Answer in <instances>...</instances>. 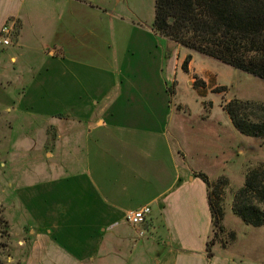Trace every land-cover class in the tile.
<instances>
[{"label":"crops","instance_id":"crops-1","mask_svg":"<svg viewBox=\"0 0 264 264\" xmlns=\"http://www.w3.org/2000/svg\"><path fill=\"white\" fill-rule=\"evenodd\" d=\"M113 2L121 0H0V29L17 23L0 48L2 112L39 118L41 169L55 174L52 161L61 158L70 170L11 193L9 215L29 229L23 264H115L111 257L125 251V264H259L218 244L207 255L208 186L194 175L201 167L182 134L197 128L218 141L229 126L214 102L192 108L175 100L182 79H202L203 91L221 86L214 67L153 23L135 25L132 7ZM144 205L152 209L145 223L126 220Z\"/></svg>","mask_w":264,"mask_h":264},{"label":"rangeland","instance_id":"rangeland-1","mask_svg":"<svg viewBox=\"0 0 264 264\" xmlns=\"http://www.w3.org/2000/svg\"><path fill=\"white\" fill-rule=\"evenodd\" d=\"M155 3L156 0H121L120 3L113 2L112 5L115 8L132 7L137 19L132 18L135 22L131 21V18L128 19L137 26L140 24L150 26L155 18ZM2 47L0 45V48ZM190 52L197 54L200 59L209 61L217 73L218 83L226 86L223 92H215L214 89L203 91L199 89L196 80L192 86L187 80L182 79L175 100L177 103L187 102L192 108H196L202 101L214 102V113L229 126L228 133H224L222 140L218 141L217 137L206 135L197 128L190 134L187 132L182 134L187 148L191 150V161L201 167L198 171L206 173L211 181L221 176L228 180V184L222 189L221 199L225 213L224 230L220 231L218 241L214 245H220L218 248L221 253L228 254L234 259L264 264V225H248L233 211L234 194L244 184L247 172L264 166V145L262 138L241 133L223 108L224 101L235 97L264 101V79L199 52L192 50ZM175 59L176 57H172L170 62L172 65ZM2 111L4 110L0 105V162L5 164L3 168L0 167V217L8 221L11 233L7 250L10 255L6 258V264H23L30 243L29 229L14 222V216L9 215V207L13 204L9 202V198L13 191L25 185L45 182L47 179H59L70 173V170L61 166L58 163L61 158H58L56 162L52 161L57 174L47 175V171L44 173L41 169V162L45 160L41 157L43 149L40 146L42 144L40 119L28 116L23 111L19 115L14 111L18 117L11 118L9 117L11 113ZM193 116L192 122L196 120ZM52 121L57 122L58 119ZM72 139L73 134H70L64 143L67 155L65 161L69 163L70 169L71 158L67 146H70L71 150ZM192 150L199 154L193 156ZM20 241L24 244L19 245ZM129 255V252L125 251L114 254L111 258L116 259L115 264H125ZM143 260L144 264H149L148 258ZM105 261L107 262L105 259L101 263L106 264Z\"/></svg>","mask_w":264,"mask_h":264},{"label":"trees","instance_id":"trees-1","mask_svg":"<svg viewBox=\"0 0 264 264\" xmlns=\"http://www.w3.org/2000/svg\"><path fill=\"white\" fill-rule=\"evenodd\" d=\"M152 28L192 51L264 79V0H156ZM191 58V54L186 56L183 70L189 71ZM196 83L206 86L202 79L197 78ZM225 90L226 86L221 85L213 91ZM223 106L241 133L262 138L264 145V101L235 97L224 101ZM194 175L208 186L212 212L207 244L210 259L220 231L224 230L221 199L228 180L221 176L211 181L202 171ZM233 211L248 225H264V166L247 172L244 184L234 194ZM10 237V225L0 217V264H6L10 255Z\"/></svg>","mask_w":264,"mask_h":264},{"label":"built area","instance_id":"built-area-1","mask_svg":"<svg viewBox=\"0 0 264 264\" xmlns=\"http://www.w3.org/2000/svg\"><path fill=\"white\" fill-rule=\"evenodd\" d=\"M16 21L13 19L7 20L0 29V45L8 46L13 40V35L16 32ZM151 206L144 205L137 210L126 212V220L133 225H140L146 222L148 215L151 213ZM143 234V231H140Z\"/></svg>","mask_w":264,"mask_h":264},{"label":"water","instance_id":"water-1","mask_svg":"<svg viewBox=\"0 0 264 264\" xmlns=\"http://www.w3.org/2000/svg\"><path fill=\"white\" fill-rule=\"evenodd\" d=\"M171 20H173V19H171Z\"/></svg>","mask_w":264,"mask_h":264}]
</instances>
